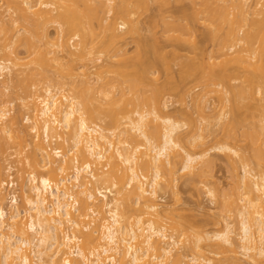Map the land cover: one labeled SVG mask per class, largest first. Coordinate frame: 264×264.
Instances as JSON below:
<instances>
[{
    "label": "bare ground",
    "instance_id": "bare-ground-1",
    "mask_svg": "<svg viewBox=\"0 0 264 264\" xmlns=\"http://www.w3.org/2000/svg\"><path fill=\"white\" fill-rule=\"evenodd\" d=\"M35 1L0 0V16L12 18L0 29V96L12 97L0 102V158L13 150L22 156L20 171H29L19 185L25 210L15 194L6 204L5 188L15 183H0V264H264V113H248L247 102L257 87L264 99V0H192L186 10L177 1L163 31L173 49L164 51L155 38L140 41L133 57L121 45L137 33L134 19L152 0ZM164 2L171 1L155 3L159 10ZM199 26L212 56L234 51L242 63L207 68L182 56L179 43L205 52ZM102 57L108 61L99 64ZM248 58L258 63L256 73L245 67ZM191 84L202 87L200 98L191 96ZM176 91L182 101L191 96L194 112L213 125L197 128L189 112L183 133L185 125L167 112ZM214 94L224 109L217 110ZM22 111L30 128L19 120ZM210 125L221 127L222 139ZM215 150L235 174L236 194L224 214L237 215L239 228L228 215L222 229L202 236L190 226L192 234L164 210L172 220L165 223L160 201L178 173L204 184L213 167L206 157ZM182 237L190 252L181 251L188 246Z\"/></svg>",
    "mask_w": 264,
    "mask_h": 264
},
{
    "label": "rangeland",
    "instance_id": "rangeland-1",
    "mask_svg": "<svg viewBox=\"0 0 264 264\" xmlns=\"http://www.w3.org/2000/svg\"><path fill=\"white\" fill-rule=\"evenodd\" d=\"M159 1H161V0H159ZM159 1L156 3V1L154 2V0H152L150 2V8L148 9L149 11H147V12L145 11L144 12V10H143L135 17L133 26L137 29V33L136 32H131V33L127 34L126 35L127 39L125 41V44L124 45L120 44L121 46H123V47H125L127 49L129 56H131V57L134 56V54L136 52V49H137V46H138L140 41L144 42V43H147V44H152V42L154 41L155 38L159 41V44L163 48L164 51L168 52V51H171L173 49V47L171 45V42L167 40V38L165 37L166 35H163V33L166 31V29L164 30V28H167V26L170 24V22H167V21H172V18H173L172 13L174 12L173 9L178 8L179 6H181V3H182L183 4L182 7H186L185 8V10H186L187 8L190 7V6L188 7V4H191L192 0H183L181 3L180 2L177 3V1H180V0H167V1H171L172 3L168 2L169 4L171 3L170 5L169 4L167 5L166 4L167 2L160 3L159 7H160L161 11L158 9V6L156 5V4L159 3ZM2 2H5V0L4 1L2 0ZM2 2H0V6L3 5ZM161 4H163V5H161ZM165 5L167 7H165ZM4 7H5V5H4ZM4 7H3V9H1V11H4ZM182 7H180V8H182ZM178 10H179V8H178ZM182 10H183V8H182ZM159 12H160L161 16H159V14H158ZM175 12H176V9H175ZM173 14H175V13H173ZM0 17H1L0 18V20H1L0 29H1V26L4 24V22L8 21V22H6L4 24V25H6V28H4V25L2 26V30H6L8 23H10V25H11L12 18H11V20H9L10 16H9L8 13H5L3 16H0ZM12 17H13V19H15V17H17V15H15V17L14 16H12ZM3 20H5V21H3ZM8 27H10V26L8 25ZM196 30H197L196 31L197 32L196 33L197 42L202 45L200 47H201V49L204 48L205 52L202 51L204 53H202V52L199 53V52L195 51L191 47V45L189 43H179V44H177V48H178L180 54H182V56L188 57V58H197L196 60L199 59V61L203 60L202 62L204 64L208 65L207 68L209 66H211V65L212 66L214 65L215 67L218 66V65L219 66H228V67H232V66L233 67H238V64L242 63V61H240V59H239V57H240L239 54H235L234 51H231L232 53L229 52V55L225 56V57H220L218 54H217L218 57L216 55H213L214 56L213 57L212 54H211L212 43L210 41H209L210 42L209 43L208 40H206L207 38L204 36V34H205L204 29L199 26V29L196 28ZM51 32L54 33V30L51 29ZM19 50L20 51H18V52H19V56L20 57L23 56L22 58H24V56H27V54H25V50L23 48H20ZM257 56H256V58H258ZM251 58H253V57H251ZM253 60L251 61V63L255 62V59H253ZM257 60L259 62L261 59L259 60V58H258V59H256V61ZM107 61H108L107 58L102 57L101 61H99V64L105 63ZM199 61H197V62H199ZM259 64H260V62H259ZM244 65H245V67L247 66V68L249 69L250 73H256L255 69L258 67V66H256V65H258V63L254 64L256 66V67H254L253 63L250 64V58H248L247 60L244 61ZM24 67H23V69H24ZM179 70H180L179 66L174 67V69L172 70L173 71L172 73H173L174 77L176 78L175 80H177L178 77H179ZM244 73H246V72L241 70V74H244ZM25 74L26 73L19 74V77H21V75L23 77H25L26 76ZM20 79H22V78H20ZM162 81H165V78L162 77L161 78V82ZM239 83H240L239 81H235V80L230 81L231 86H233V85L234 86H239L238 85ZM192 85H194V84H191L189 86L191 88V92H192L191 96L195 98V96H197V94H198V98H200L201 94H203V90H201L202 87H199L198 84L196 86L194 85L195 87L192 86ZM261 86L264 88V83ZM257 91H258V87L252 92L251 96L253 97V99H250L247 102L250 105V107H252L248 113H254V114L259 115V114H263L264 113V101H263L264 99H263V96H261ZM176 93L175 92H171L169 97H168L169 98V102H168L167 112L176 121L180 122L182 125H185L184 128L181 130L183 133H186L188 130H190V128H189L190 127V121L186 118V115H185L187 113L189 114V112L192 115V118H193L192 121L194 122V124L196 123L195 126H197V128H204L205 129V127L207 125H209V123L211 124V121H213L214 119L213 120H210V119L208 120V119H206L207 117H204V116L201 117V115L198 114L197 111L194 112L195 110H197V103H195L196 107H194V102H193L191 96L190 97H186L185 100L182 101V93H180L181 97L179 96V93L177 91H176ZM6 94H7V92H6ZM8 94H9V91H8ZM192 94L195 95V96H193ZM227 94L229 95V93H227ZM218 95L222 97V95H220V94H218ZM218 95L217 94L212 95V98L214 99V100L212 99V102L214 101V104L216 106H218L217 110L224 109V106H223L224 102L219 101V99L217 98ZM226 95L223 93V98H225ZM228 95H227V97H228ZM4 96L5 95H3V97L0 96V102H2L3 100L5 101V99L8 102V99L11 100V98H12V97H7V96H5V98H4ZM196 99H197V97H196ZM17 102H19V101H15L14 102L15 104H14L13 107H16V108L18 107L19 103H17ZM13 107L11 106L9 108H13ZM16 108H14V109H16ZM225 110L229 111V107L225 108ZM16 111H14V112H16ZM23 112L24 111H22L21 114L18 115V117L21 116V118L19 117V120H21V121H22V118L24 119V117H25L24 115L26 114V112H25V114L23 115ZM240 113L242 114L243 117H249L250 116V114L247 115V112L245 110H241ZM12 115H13V113H12ZM206 120H207V122H206ZM216 121L217 120L215 119L214 124L217 123ZM248 121H252V120L249 118ZM0 123H2V122H0ZM29 124H31V123H29ZM29 124H27L25 122V120H24V122H23L24 126L27 125L26 127L30 128L32 124L31 125H29ZM3 125L4 124H1L0 126L3 127ZM211 125H213V124H211ZM211 125H210L209 128L213 127ZM216 126H217V124H216ZM220 128H219V126L212 128L214 131H216L217 139H222V137L224 136V135L222 136V134H221L222 132L221 131H219V132L217 131V129L219 130ZM182 132L180 134L183 136ZM219 133H220V136H219ZM1 134L3 135V133L0 132V136H1ZM31 134H32V136L35 135L34 133H31ZM185 136H187V134ZM40 138L42 139V135L41 134H40ZM185 139L188 140L189 137L185 138ZM214 140H215V137L210 136V138L207 139V141L210 142L208 145H211L214 142ZM208 145L206 147H210ZM240 145L243 147L244 143H241ZM52 147L54 148L55 145H53ZM245 147H246V145H244V148ZM192 150H196V149H192ZM199 150L197 149V151H199ZM67 151H64V152H67ZM13 152H14L13 150H10L8 153H5L4 155L3 154L1 155V158H0L1 159L0 160V169H1V171H0V173H1L0 174V183H1V181L5 180V179H6L5 180L6 182L13 181L15 183V185L13 187H12V184H10L9 187L5 186L6 187L5 189L7 190V192H6L7 196L6 197L8 198V201H6L7 202L6 204H9V201H10L9 198L15 194L19 198V208H20V210H25L26 206H24L25 204H24V201L22 199V193H21V190L19 189L20 188L19 185L22 182V178L21 177L25 176V178H26V176H28V173L24 174V172H26V171L29 172V171L28 170H25V171L23 170L24 172L20 171V169L23 166L22 162H20V160H22V156H18L17 157L16 154L13 156ZM8 154H10V155H8ZM247 154H249V153H247ZM209 155L206 157V159H208V160L210 159V161H212V163H213V164L211 163V165L213 167H210V169H209V171H211V173L208 172L211 175H209L207 173L210 176V177H208L209 181H207L208 179L205 178V179H207L206 180L207 182L205 181V183L202 184V183H200V182H202V181H200L201 179L198 180L199 178L182 175V174H185V173H182V174L178 173V175H179V176H177L178 180L174 184L175 187L172 188L174 190H172L171 188H170V190L168 189V192H167L165 198L160 201V203L162 204L161 208H163V211L161 210L162 213H164L165 212L164 210H166L168 212V214L170 215L169 216L167 214L170 219L171 218L172 219L174 218L175 220L177 219L176 222L179 221L183 225H187V227H189V228L191 226L193 228V231H199L200 235L202 234V236L207 235L206 233H211L212 234V232L214 233V232H216V231H218V230L223 228V227L222 228L220 227L222 225V223L220 224L221 219H222L221 217L224 218L225 216H228V215L232 214V213L224 214L226 212L224 207L226 205V202L228 203V200H232L235 197L236 190H233V188L237 187V185L235 183V180H234L235 179L234 178L235 174L233 175L234 171L232 170L231 165H229L230 163H229L226 155L223 152L218 151V150H215V151H212V152L210 151ZM8 158H9V160H7ZM7 166H9L11 169L10 170H6V172H5L4 170L6 168H9ZM206 171H208L207 168H206ZM240 172H239V174L242 173V172L241 173ZM3 174H5V175H3ZM9 175L12 176V177H10ZM3 176H5V177H3ZM191 182H193V184H191ZM210 188L212 190V195H210L208 193ZM222 195H224L225 198ZM175 196H177V197H175ZM221 197H223V199H227V198L228 199L224 201ZM136 208H137V206H136ZM174 209H177V210H175L176 213L173 214V215L170 214L169 213L170 210H174ZM165 215H166V212L161 217L164 218ZM231 216H229L228 219H226L227 217L224 218V219L229 220V218ZM236 216L237 215H234V213H233V216L230 218L231 220H229V222H233V224L236 225V228H239V225H238L239 223H238V220H237L239 218L236 217ZM224 219H222L223 223H224ZM163 220H165V223H167L168 221L169 222L172 221V220H167L165 218ZM218 221H219V224L217 223ZM189 230H191V233H192V229L190 228ZM168 233L171 234L172 231L169 230ZM196 233L199 234L198 232H196ZM182 240H184L183 237H182ZM184 241L187 242V244L185 243L184 247L186 245H188V246H187V248L181 249V251L183 252V250H184L183 253H185V251H186L185 249H187L186 252H190L189 249H188L189 246H190L189 242L186 241V239ZM207 254L209 255V253H207ZM227 254H226V256H227ZM211 255L213 257V254H210V256ZM222 256L223 255H221V257L218 256V258L221 259ZM239 257L242 258L241 256H239ZM218 260L216 259V261H218ZM46 261H48V260L46 259ZM223 261H224V259L222 261L220 260V262H223Z\"/></svg>",
    "mask_w": 264,
    "mask_h": 264
}]
</instances>
